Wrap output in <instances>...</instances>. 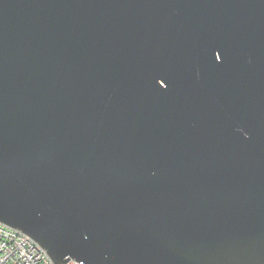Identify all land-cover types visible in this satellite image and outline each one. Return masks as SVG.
<instances>
[{"label": "water", "instance_id": "obj_1", "mask_svg": "<svg viewBox=\"0 0 264 264\" xmlns=\"http://www.w3.org/2000/svg\"><path fill=\"white\" fill-rule=\"evenodd\" d=\"M0 222L54 264H264V0H0Z\"/></svg>", "mask_w": 264, "mask_h": 264}, {"label": "built area", "instance_id": "obj_2", "mask_svg": "<svg viewBox=\"0 0 264 264\" xmlns=\"http://www.w3.org/2000/svg\"><path fill=\"white\" fill-rule=\"evenodd\" d=\"M0 264H54L26 234L0 222ZM66 264H78L69 260Z\"/></svg>", "mask_w": 264, "mask_h": 264}]
</instances>
